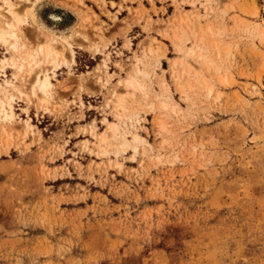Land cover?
Segmentation results:
<instances>
[{
    "label": "rangeland",
    "instance_id": "rangeland-1",
    "mask_svg": "<svg viewBox=\"0 0 264 264\" xmlns=\"http://www.w3.org/2000/svg\"><path fill=\"white\" fill-rule=\"evenodd\" d=\"M10 1L76 56L48 104L0 117V264H264V0ZM31 25L0 64L6 102L38 46ZM137 60L147 89L123 118L109 77ZM108 121L126 145L101 141Z\"/></svg>",
    "mask_w": 264,
    "mask_h": 264
},
{
    "label": "snow or ice",
    "instance_id": "snow-or-ice-1",
    "mask_svg": "<svg viewBox=\"0 0 264 264\" xmlns=\"http://www.w3.org/2000/svg\"><path fill=\"white\" fill-rule=\"evenodd\" d=\"M9 11H12L11 6H9ZM29 19H31L33 24L37 20V17L32 12L31 6H29L28 11H24L22 15L14 12L12 13L11 22L7 23L6 25L7 32H5L4 30H0V44H3V48H0V55L7 57L12 52L20 51L18 43H12L10 45L9 39H11L12 41H18L19 37L20 39H23L25 43H27L28 37L24 32H19V29L22 26L29 25ZM58 19L59 16H53L51 18V20ZM49 22L51 23V21ZM40 27L43 29L44 26L41 24ZM84 39L86 40L87 37H84ZM64 44V55L67 56V58H62L61 52L53 51L51 47H48L46 58L38 59L45 54L46 46L43 41H41L34 49L29 50L28 55L31 63L28 64L27 72H25L23 66H19L20 73L24 74L23 86L16 89L17 95H13L11 99L7 100L6 104L4 101H0V105L11 107L16 103L17 100H19L22 102L19 111L27 112L28 109L23 106L24 103L31 105L34 102V99L37 98L38 91L40 93H43L45 97L49 95L48 90L53 87L50 81L53 80L56 75H59V72L57 70L61 67V65L67 66L69 68L68 74L73 75V73L71 72L70 61L72 63L75 62L76 53L74 51H71L69 54V50L73 48V45L69 44L68 41H64ZM125 47L127 48V45H125ZM118 55H123V53H119ZM53 56H55L56 59H53ZM0 64L7 65V60L5 59L0 61ZM10 66L13 69L18 67L16 63L11 64ZM116 70L117 71L110 73L109 79L111 83L108 84V87L114 86L121 92L124 91L125 87H135V82L131 78L127 80L124 79L125 68H122L119 63L116 65ZM2 74L3 69H0V75ZM13 79L16 80L17 77L14 76ZM30 81H34V83ZM41 81L43 82L41 83ZM100 83L103 84L105 82L101 81ZM78 91L81 93L84 91L83 84H81ZM125 96H127V93H124V95L120 97L121 101H123Z\"/></svg>",
    "mask_w": 264,
    "mask_h": 264
},
{
    "label": "bare ground",
    "instance_id": "bare-ground-1",
    "mask_svg": "<svg viewBox=\"0 0 264 264\" xmlns=\"http://www.w3.org/2000/svg\"><path fill=\"white\" fill-rule=\"evenodd\" d=\"M5 3L7 5V12L9 13V20L6 22L5 26H0V30H4L5 32H7V23L11 22V18H12V13H17V14H20L22 15L24 11H28L29 7L28 6H25L24 9L22 11H19L17 9V7L10 1V0H5ZM9 6H11V9L12 11L10 12L9 11ZM31 9L33 11V7L31 6ZM31 28L35 31L37 37H38V41H37V44H39L41 41H43V43L45 44L46 46V50H45V56L47 55V48L48 47H51L53 49V51H59L61 52L62 54V58H67V56L64 55V49H65V44H64V41H69L67 40V38L63 37V36H60L58 34H55V33H49V34H45L42 32L41 30V27L39 26H35L33 24V26L31 25ZM25 28L24 26H22L20 29H19V32H24L25 33ZM205 35V33H204ZM69 43V42H68ZM70 44V43H69ZM193 48H191L190 50H188L187 54L190 56V55H194L195 58H197V61L199 62H206V63H211V59L209 57V54H208V51L205 49V48H202L203 46H196L194 48V46H192ZM220 47V46H219ZM222 48L223 50L222 51H225V52H229L230 50V46H222L220 47ZM71 51H74L73 49H70L69 50V54ZM154 51H156V48H153V47H150L149 48V52L153 53ZM187 55V56H188ZM212 56V55H211ZM53 59H56L55 56L52 57ZM141 58V57H140ZM194 58V59H195ZM7 60L8 62V57L2 59V60ZM13 59V58H12ZM183 59V58H182ZM10 60V59H9ZM24 60V59H23ZM178 60V59H177ZM196 60V59H195ZM177 62V61H176ZM31 63V62H30ZM71 63V61H70ZM176 65V64H175ZM190 65H193V63H190ZM8 66V65H7ZM187 66V65H186ZM206 66V65H205ZM5 67V66H4ZM11 67V66H10ZM133 69H131L129 72H128V75L127 77H125L124 79L127 80L129 78H131L134 82H135V87H125V90L127 91H123L120 95L118 96H115L113 97V101L115 103V106H116V109L118 110V113L120 114V116L123 117V114H125L126 110H127V96H133L135 95V92L140 90V91H144V89H147L145 88V86L142 84L141 80L138 78V75L141 74V73H144L145 72V69H144V65L142 62H140L139 60H137V62L134 64V66L132 67ZM7 69V68H6ZM2 76V75H1ZM4 76V75H3ZM43 81H41L42 83ZM50 83L53 85V82L52 80L50 81ZM2 83L0 82V88H3L2 87ZM16 89V88H15ZM51 89V88H50ZM50 89L48 90L49 91V95L47 97H45L43 95V93H40L38 91L37 93V96L38 98L40 99V102L42 104V106L48 104L50 101ZM124 93H127V96L124 97L123 101H121L120 97L124 95ZM5 99L9 100L11 99L12 96H8V95H5ZM0 101H4L5 104L7 103L5 100H1ZM164 107H168V104L167 103H164L163 105ZM0 117H4L3 119L4 120H10L12 121L14 119V112H13V106L11 107H5L3 105H0ZM124 118V117H123ZM29 123V122H28ZM29 127V126H28ZM1 132L4 133H8L9 132V129L6 128V125L5 127L2 126L1 128ZM110 137H113V138H122V135H120V125L119 123H117L116 121H108V126H107V131L104 132L102 135H101V141L104 142V141H107L108 138ZM143 138L139 135V134H135L134 135V140L135 141H141ZM119 142V141H118ZM127 142L125 139H123V146L126 145Z\"/></svg>",
    "mask_w": 264,
    "mask_h": 264
},
{
    "label": "crops",
    "instance_id": "crops-1",
    "mask_svg": "<svg viewBox=\"0 0 264 264\" xmlns=\"http://www.w3.org/2000/svg\"><path fill=\"white\" fill-rule=\"evenodd\" d=\"M106 1H112V0H106ZM113 1L116 2V0H113ZM53 11H57V10H53ZM33 12H34V9H33ZM56 13H58V12H56ZM118 18L120 19V17H118Z\"/></svg>",
    "mask_w": 264,
    "mask_h": 264
}]
</instances>
